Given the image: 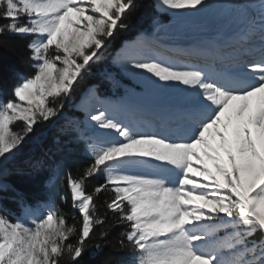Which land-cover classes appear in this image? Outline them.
Here are the masks:
<instances>
[{
	"label": "snow or ice",
	"instance_id": "6c2138e0",
	"mask_svg": "<svg viewBox=\"0 0 264 264\" xmlns=\"http://www.w3.org/2000/svg\"><path fill=\"white\" fill-rule=\"evenodd\" d=\"M138 0H0V49L26 45L33 70L17 73L12 96L0 91V191L40 123L59 117L74 85L104 60ZM157 11L185 17L222 10L214 35L182 58L140 33L112 58L174 99L142 119L103 107L84 121L66 116L56 144L82 145L89 163L76 175L51 149L27 161L48 173L38 206L17 194L20 216L0 207V264H80L123 228L104 264H264V0H155ZM155 32L162 29L153 18ZM106 78L115 83L111 72ZM93 86L90 96L99 101ZM21 123L22 127L14 129ZM59 150V149H58ZM98 183L87 190L86 182ZM66 182L72 222L55 199ZM102 193H110L103 205ZM106 209L100 214L99 208ZM111 212L112 219L107 213Z\"/></svg>",
	"mask_w": 264,
	"mask_h": 264
},
{
	"label": "trees",
	"instance_id": "16d2710c",
	"mask_svg": "<svg viewBox=\"0 0 264 264\" xmlns=\"http://www.w3.org/2000/svg\"><path fill=\"white\" fill-rule=\"evenodd\" d=\"M138 7L127 14L126 23L129 24L127 30L117 31L115 40L108 47L107 52H114L119 44L125 38L133 36L137 31L142 28L150 27L153 24V18L160 16L156 11L152 0H138ZM0 23H6L4 20H0ZM15 42L13 50L0 49V91L3 92L5 99L12 96L13 86L17 83V73H23L24 75H31L32 69L30 68L31 61L29 60L30 53L28 52L26 45L32 37H12ZM104 66H93L90 74L84 75L82 79H79L74 85L73 96H77L80 90L88 83H94L96 85L104 84L105 79ZM53 120L49 122L40 123L36 126L34 132L30 134L28 138L29 142L34 141L36 138H42L41 145L38 148V155L41 156L45 151L51 149V153L55 154L56 158L63 157L68 162V168L76 175L78 170H82L89 163L88 155L83 151L82 145H66L63 140L60 144H56L58 131L52 132L50 126ZM22 127L21 123L14 125V129ZM26 144H24L25 146ZM59 149V150H58ZM11 174L7 176V181L10 183L11 188L8 191L0 192V202L2 208L13 212L17 210V194H21L26 202L34 203L40 200H46L49 191L53 189L46 186L48 179V173L46 172H34L29 166L28 168L12 166L10 168ZM98 183L97 179H89L86 182L87 190L91 191L92 187ZM60 191L68 193V187L66 182L57 185ZM106 197H110V193H102L97 203L103 205ZM57 208L67 215L68 222H72L73 216L79 219V213L72 209L71 195L68 193L67 201H61L59 197L55 199ZM100 214H104L106 209L101 206L99 208ZM109 219H112L111 212L107 213ZM123 231V228H114L108 236L107 241H101L106 244L103 250L97 254L87 252L80 261V264H104V261L109 258H119L124 253H118L114 251L116 239L119 233Z\"/></svg>",
	"mask_w": 264,
	"mask_h": 264
},
{
	"label": "bare ground",
	"instance_id": "6f19581e",
	"mask_svg": "<svg viewBox=\"0 0 264 264\" xmlns=\"http://www.w3.org/2000/svg\"><path fill=\"white\" fill-rule=\"evenodd\" d=\"M169 15L170 18L167 21L160 22V25L163 26L162 29L158 33L153 29V31H151V36H153L162 49L173 50L178 55H180L181 50H189L214 35L215 31L220 27L223 17L222 10H210L208 12L197 13L185 17H175L171 13H169ZM123 72L135 82V85H132L127 79H124L137 93L135 96L136 101L131 108L132 111L136 112L150 107L159 111L174 99L170 94L147 85L146 82L136 74V70L129 71L123 69ZM92 100H94V98H92ZM103 107L105 106H102L96 101V104L87 109V112L91 111L92 114H95V110H103ZM117 108L121 109V107ZM70 110L71 109H69V111ZM85 113L86 112H80L82 115L81 118H84V120L86 119ZM123 117H127L124 111Z\"/></svg>",
	"mask_w": 264,
	"mask_h": 264
},
{
	"label": "rangeland",
	"instance_id": "374dc122",
	"mask_svg": "<svg viewBox=\"0 0 264 264\" xmlns=\"http://www.w3.org/2000/svg\"><path fill=\"white\" fill-rule=\"evenodd\" d=\"M156 10H157V8H156ZM160 12H163V13L167 14L168 17L165 20H159V23L160 22H165V21H167L170 18L169 12H164V11H160ZM153 29H154V27L151 30L153 31ZM150 33H151V31H150ZM118 51H119V49L116 51V53ZM116 53L114 54V56L116 55ZM104 57H105L104 60L101 63H99V64L107 63L110 66H113V67L117 68L118 71L116 70L115 72H111L113 74V76L115 77V81H116L115 83L110 82L107 78L104 79L105 87L103 85H101L102 92L107 91L108 88L109 89L110 88L114 89V87H120L122 90L126 89V85L124 83L119 82L120 81L119 75L116 76L115 73L116 74L118 73V74L122 75L124 79H127L130 82V84L135 85V82H133V79H131V77H129L125 72H123L122 68H120L118 65H114L112 63V60H108L109 59V54L105 55ZM72 108H75V106L72 105L71 103L67 104L65 106V108L63 109L62 114L59 117L53 119V121L51 123V127H53V129H52L53 132H56L57 129H59V126L63 122L64 118L66 116H69V113L67 111L69 109H72ZM80 119H81L80 121L84 120V118H80ZM28 140L29 139H27V141L25 143L26 145L21 148V151L16 155V157L12 158L8 162L7 167L9 169L12 166H21L22 163H25V165H28L27 161L29 159L34 158L36 156L38 148H39V145H40V139L36 138V139H34V141H30V142ZM6 183H8V182L6 181ZM20 214L18 216H20ZM15 215L16 214H14L13 216H15ZM16 217L17 216H15V218Z\"/></svg>",
	"mask_w": 264,
	"mask_h": 264
}]
</instances>
